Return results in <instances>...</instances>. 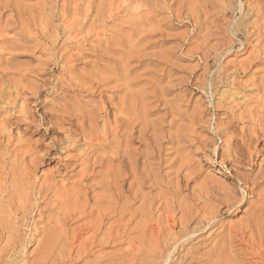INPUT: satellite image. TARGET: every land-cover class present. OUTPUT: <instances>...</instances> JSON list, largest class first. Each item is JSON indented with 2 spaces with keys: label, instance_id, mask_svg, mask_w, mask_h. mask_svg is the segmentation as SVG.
Returning a JSON list of instances; mask_svg holds the SVG:
<instances>
[{
  "label": "rangeland",
  "instance_id": "1",
  "mask_svg": "<svg viewBox=\"0 0 264 264\" xmlns=\"http://www.w3.org/2000/svg\"><path fill=\"white\" fill-rule=\"evenodd\" d=\"M191 215L172 264H264V0H0V264L49 232L142 258Z\"/></svg>",
  "mask_w": 264,
  "mask_h": 264
},
{
  "label": "bare ground",
  "instance_id": "2",
  "mask_svg": "<svg viewBox=\"0 0 264 264\" xmlns=\"http://www.w3.org/2000/svg\"><path fill=\"white\" fill-rule=\"evenodd\" d=\"M223 192H224V190H223ZM223 198L224 199L222 201L224 202V204L226 203L228 205V203L230 204L231 201H232L231 200L232 195H231V198H230V194L228 196L223 197ZM185 219L186 218H184V219H182L180 221L181 222L180 225H184L181 228L182 232L174 234L173 238L171 239L173 241L171 245L164 244L162 247L158 248L156 251H154L152 253H151V251H147V252H150V254L148 253V254H146V256H144V257L142 256V258L138 257L137 253H135L136 256H133V254H132V256L130 258L126 259V257H125V260H120L119 259V260L114 261V262H109L108 264H172V260H174V258L180 253L181 248L184 246V244H186L187 242H190V240L193 239L195 237V235H197L198 233L203 232L204 230H206L209 227H213V226L217 225L215 219H213V217L210 216V215L209 216L208 215H191V216H189L187 218L186 223L184 221ZM55 220H56V218H54V222H55ZM58 220H60V219H58ZM56 222H57V220H56ZM59 222H61V221H59ZM172 224H173V226L174 225L176 226L177 222L174 221ZM187 225H189V226H187ZM191 225H193V226L195 225L196 227L193 228V229H190ZM85 229H86V232L89 234L90 230H88L87 227ZM85 229H84V232H85ZM97 229H99V227ZM52 231H54V230H52ZM245 231H247V230L245 229ZM80 232L83 233V231H80ZM56 233L58 234V230L56 231ZM59 233H60V231H59ZM63 233L65 234V232H63ZM81 235L82 234L74 233L73 236H71L72 237V241L76 240L77 237H79V236L82 237ZM84 235H86V234H84ZM92 235H93V233H92ZM244 236H246V235H245V232H243V231L242 232H237L234 236H231V234H228L227 238L223 239L224 240L223 244H224L225 248L231 250L232 249L231 245L233 243H236V242L243 243L244 242ZM68 237H67V240H68ZM58 240H60V239H57L53 235H50V232L47 233L46 243H45L46 245H45V248L43 249L44 251L42 253L43 254L42 261L38 262V264H73L74 263L73 259H72V252H73V249H74L73 246H74L75 242L73 244H70L69 246H67L65 244V242H64L65 241V237H64V241H63V244H61V246L65 244V247L61 248L60 246L59 247L57 246L58 245ZM94 240L95 239H93V241ZM25 246H23V247H25ZM237 246H239V245H237ZM239 247H241V245ZM57 251H59V253ZM133 251L136 252V249L134 248ZM222 251H223L222 247L219 248V253L217 251V248H215L213 250V253H214L215 256L211 255L210 257L202 258V259H201V257L199 258V256L196 258V255H195V256H193L191 258H188L186 260L185 264H210V263H213V264H229L227 262L228 260L226 261V258H225V261H223ZM140 252H142V251H140ZM228 252L229 251H227V255H228ZM57 253H58V255H57ZM58 256H60L59 260H57ZM66 257H68V259H66ZM77 257L80 258L79 255ZM204 257H205V255H204ZM214 258H216V259H214ZM137 259H139V260L137 261ZM99 264H106V263H102L101 262Z\"/></svg>",
  "mask_w": 264,
  "mask_h": 264
}]
</instances>
